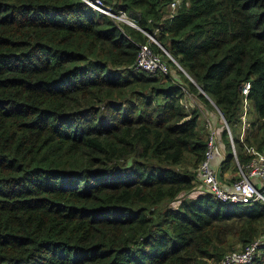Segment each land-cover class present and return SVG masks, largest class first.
<instances>
[{
    "label": "trees",
    "instance_id": "16d2710c",
    "mask_svg": "<svg viewBox=\"0 0 264 264\" xmlns=\"http://www.w3.org/2000/svg\"><path fill=\"white\" fill-rule=\"evenodd\" d=\"M172 1L103 0L139 30L82 0H0V264H218L264 234V203L198 190L199 107L220 119L199 87L237 160L264 153V0ZM143 43L177 75L136 71ZM221 124L214 169L235 179Z\"/></svg>",
    "mask_w": 264,
    "mask_h": 264
},
{
    "label": "built area",
    "instance_id": "2783aa9c",
    "mask_svg": "<svg viewBox=\"0 0 264 264\" xmlns=\"http://www.w3.org/2000/svg\"><path fill=\"white\" fill-rule=\"evenodd\" d=\"M92 10L105 14L111 19L126 23L134 28H138L136 21L129 18L123 11H112L103 0H82ZM179 0H173L170 5V16L174 13ZM140 30V29H139ZM143 31V30H141ZM144 33V32H143ZM167 53V52H166ZM179 67L177 62L167 53L166 54ZM134 69L136 71H143L150 75L165 76L170 72V65L168 62L149 46L148 43H143L139 46ZM250 83L246 82L242 88L241 93L247 95ZM186 100V98H185ZM186 108L187 106L184 105ZM244 108H247L246 102L243 103ZM222 119V118H221ZM227 129L230 145L235 157L237 166L238 178L229 185H224L218 178L212 160L214 157L216 145V131L212 123L207 121L208 127V141L204 160L198 168L199 186L201 191L210 193L217 200L228 205L235 204H250L255 202L264 203V153L257 150L254 146L245 145L244 149L249 155V160L245 163H240L236 157L235 145L230 133V130L225 122L222 120ZM245 126V113L243 116V129ZM240 139H243V131L240 134ZM257 179L258 183L253 179ZM264 244V234L255 239L252 243L247 245L244 249L235 250L226 254L218 264H249L255 257L257 250Z\"/></svg>",
    "mask_w": 264,
    "mask_h": 264
},
{
    "label": "rangeland",
    "instance_id": "374dc122",
    "mask_svg": "<svg viewBox=\"0 0 264 264\" xmlns=\"http://www.w3.org/2000/svg\"><path fill=\"white\" fill-rule=\"evenodd\" d=\"M149 38V37H148ZM149 40L151 41V42H153L150 38H149ZM156 44V43H155ZM165 54V53H164ZM166 55V54H165ZM167 56V55H166ZM168 57V56H167ZM164 58V57H163ZM165 59V58H164ZM168 59H170L169 57H168ZM166 60V59H165ZM171 60V59H170ZM172 61V60H171ZM172 63L176 66V64L172 61ZM183 74H184V76L186 77V78H188L190 81L192 80L193 81V79L186 73H184L183 71H182V68L181 67H178V66H176ZM185 71V70H184ZM171 74H173V75H177V73H176V69L173 67V66H171L170 65V75ZM178 78V77H177ZM180 79H181V81H183V78L182 77H180ZM185 98H186V100H185ZM184 99H183V103H184V105H186L187 106V109L188 110H191V109H193L196 105H197V102L193 99V98H191V97H185ZM200 109H201V118H200V120H201V124L202 125H205V127L207 128V120H209V113H205L206 111H211L210 110V108H208V107H199ZM215 108V107H214ZM218 120H220L221 121V117H220V119H218ZM246 121H248V117L246 118ZM245 126H247V125H245ZM244 126V127H245ZM243 131V126H241V128H240V132H242ZM234 177H232L231 179H220L221 181H222V183L223 182H226V181H230V182H234L237 178H238V174H237V176H236V178L235 179H233ZM198 185V184H197ZM197 189V188H196ZM196 189H194L192 192H190L189 194H187V196L188 197H193V196H195L197 193V190ZM198 190L199 191H201L199 188H198ZM173 205H176V203H173ZM263 235V234H262ZM238 248H239V246H238ZM257 253H258V251H257ZM256 253V254H257Z\"/></svg>",
    "mask_w": 264,
    "mask_h": 264
},
{
    "label": "crops",
    "instance_id": "0c3cea01",
    "mask_svg": "<svg viewBox=\"0 0 264 264\" xmlns=\"http://www.w3.org/2000/svg\"><path fill=\"white\" fill-rule=\"evenodd\" d=\"M205 113H209L210 114L209 115V120H210V116H211V119H212L211 121H215V123L213 122L214 123L213 126L215 127L214 129L216 131L217 148H216L215 156L213 157V160H212V166L213 167H218L220 160H222L223 157H224V146H223V144L221 142V139H220V131L222 129L221 128L222 127V124L221 123H223V122H222V119H221V121L218 120L216 118V116H214L213 114H211V112L206 111ZM219 126H221V127H219ZM232 176L233 175L231 174V172L230 171H227L224 174V179L225 178L226 179H231ZM253 180L258 183V180L257 179L254 178ZM230 183H231L230 181L223 182L224 185H229Z\"/></svg>",
    "mask_w": 264,
    "mask_h": 264
},
{
    "label": "water",
    "instance_id": "95a60500",
    "mask_svg": "<svg viewBox=\"0 0 264 264\" xmlns=\"http://www.w3.org/2000/svg\"><path fill=\"white\" fill-rule=\"evenodd\" d=\"M142 32H144V34L147 36V37H149L154 43H156L159 47H160V49L165 53V54H167L166 53V50L160 45V44H158V42L149 34V33H147V32H145V31H142ZM180 67V66H179ZM182 71L185 73V71L182 69ZM186 74V73H185ZM191 82H194V81H192L191 80ZM199 90H200V92L212 103V105L215 107V109L217 110V112H218V114L220 115V117L222 118V120H224V118H223V116H222V114H221V112L219 111V109L215 106V104L211 101V99L207 96V94L199 87Z\"/></svg>",
    "mask_w": 264,
    "mask_h": 264
}]
</instances>
